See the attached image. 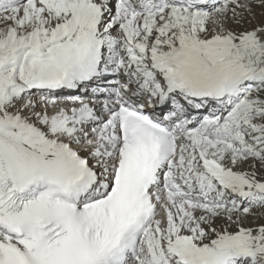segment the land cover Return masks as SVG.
<instances>
[{"label":"snow or ice","instance_id":"6c2138e0","mask_svg":"<svg viewBox=\"0 0 264 264\" xmlns=\"http://www.w3.org/2000/svg\"><path fill=\"white\" fill-rule=\"evenodd\" d=\"M0 264H264V0H0Z\"/></svg>","mask_w":264,"mask_h":264}]
</instances>
